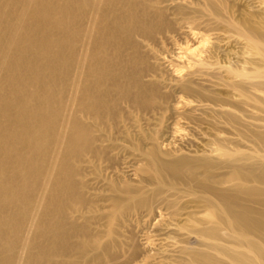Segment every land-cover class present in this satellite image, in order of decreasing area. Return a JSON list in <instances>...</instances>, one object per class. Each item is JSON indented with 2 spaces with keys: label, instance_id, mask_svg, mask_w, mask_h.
Masks as SVG:
<instances>
[{
  "label": "bare ground",
  "instance_id": "obj_1",
  "mask_svg": "<svg viewBox=\"0 0 264 264\" xmlns=\"http://www.w3.org/2000/svg\"><path fill=\"white\" fill-rule=\"evenodd\" d=\"M0 264H264V0H0Z\"/></svg>",
  "mask_w": 264,
  "mask_h": 264
}]
</instances>
